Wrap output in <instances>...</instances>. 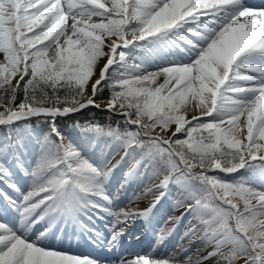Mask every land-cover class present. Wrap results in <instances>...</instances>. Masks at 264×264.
Segmentation results:
<instances>
[{
  "label": "snow or ice",
  "instance_id": "1",
  "mask_svg": "<svg viewBox=\"0 0 264 264\" xmlns=\"http://www.w3.org/2000/svg\"><path fill=\"white\" fill-rule=\"evenodd\" d=\"M90 106L123 119L88 129L124 152L114 164L56 126ZM32 118L48 132L0 147V264H99L51 241L103 212L111 249L148 218L109 207L122 166L158 180L145 194L180 193L205 254L119 264H264V0H0V125Z\"/></svg>",
  "mask_w": 264,
  "mask_h": 264
},
{
  "label": "rangeland",
  "instance_id": "2",
  "mask_svg": "<svg viewBox=\"0 0 264 264\" xmlns=\"http://www.w3.org/2000/svg\"><path fill=\"white\" fill-rule=\"evenodd\" d=\"M130 62L132 61L130 60ZM104 99H106V97ZM100 101L101 99H98L97 102H100ZM109 153H111V156L115 154V152H109ZM126 171H127V166H125L123 170L118 171L115 174L117 177V181L115 183L113 182V185L110 188H106V191L110 195L111 200H112L110 207L113 210V212L118 213L121 210L125 211V209L128 211L143 212V210L145 209L144 207L146 206L145 202L147 204L149 200L161 199V197L163 198L159 200L160 201L159 205L166 206L167 203H169V200H168V197H169L170 201L172 202L171 203L172 206L181 207V206H178L177 201H182L183 197H181L180 193L176 189L170 188L168 190H156L150 194H145V190L148 187H151L153 184L158 183V180L150 181L149 179L142 177L141 179L125 182L124 172ZM162 192H163V195L161 194ZM155 193H157V195H155ZM142 201H145V202H142ZM137 204H139V206H136ZM182 208H185L187 215L181 216L183 226L178 231H181L180 236L186 240V244L182 246V243H179L178 246L171 247L169 253L180 254L184 251V248L186 246H189V249L191 250V253L194 257L196 255H199V252H202V254L204 255L205 254L204 244L200 243L198 240L195 243H191V241L194 240L195 238L185 236V232L189 231L191 225L196 223V220L191 214L187 212L186 206H183ZM109 221L110 223H113L114 217L109 216ZM175 222L176 221L174 220L173 223ZM159 225H162V224H159ZM161 230L162 228L160 227V228L154 229L153 231L157 233L158 231H161ZM132 241L136 242V239L133 237ZM197 249H199L200 251L197 252ZM154 255L156 257H159V255H156V254Z\"/></svg>",
  "mask_w": 264,
  "mask_h": 264
},
{
  "label": "trees",
  "instance_id": "3",
  "mask_svg": "<svg viewBox=\"0 0 264 264\" xmlns=\"http://www.w3.org/2000/svg\"><path fill=\"white\" fill-rule=\"evenodd\" d=\"M106 95H107V93L104 94V96H106ZM22 98L23 97H22V94H21L20 96H18L17 102H19V100L22 99ZM98 99H101V98H98ZM77 114H79L77 116H80V118H82V117L83 118H88L87 121L88 120H93V119H95L96 117L99 116V113H95L94 111H91V110H88V109H84L83 111H80ZM230 178H234V177L230 176Z\"/></svg>",
  "mask_w": 264,
  "mask_h": 264
},
{
  "label": "bare ground",
  "instance_id": "4",
  "mask_svg": "<svg viewBox=\"0 0 264 264\" xmlns=\"http://www.w3.org/2000/svg\"><path fill=\"white\" fill-rule=\"evenodd\" d=\"M136 206H139V204H137ZM145 207H146V206H145ZM145 207H144V208H145ZM143 211H144V210H143ZM177 213H178V212H177ZM178 217H179V213L177 214L176 218H178ZM168 219H169V218H168ZM134 221H135V220H134ZM161 221H162V220H161ZM161 221H160L159 223H162ZM148 231H149V225L146 226V228H145V232H144V234H142V236H148V235H150L151 233L148 232ZM99 238H101V236H99ZM144 238L146 239V238H148V237H144ZM52 246H53V245H52ZM203 253H204V252H203ZM201 254H202V252H199V255H201ZM202 255H203V254H202ZM134 256H137V255H135V254H134V255H130L129 258H126V259H132ZM122 259H125V258H122ZM110 260H111V259H110ZM110 260H109V262L106 263V264H113L112 261H110ZM119 262H120V260H119L118 262H116L115 264H119ZM103 264H105V263L103 262Z\"/></svg>",
  "mask_w": 264,
  "mask_h": 264
}]
</instances>
